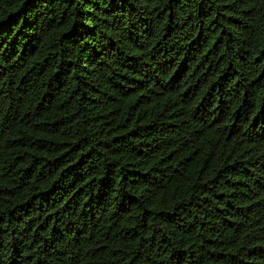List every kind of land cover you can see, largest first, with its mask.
Wrapping results in <instances>:
<instances>
[{
    "label": "trees",
    "instance_id": "obj_1",
    "mask_svg": "<svg viewBox=\"0 0 264 264\" xmlns=\"http://www.w3.org/2000/svg\"><path fill=\"white\" fill-rule=\"evenodd\" d=\"M0 264H264V0H0Z\"/></svg>",
    "mask_w": 264,
    "mask_h": 264
}]
</instances>
